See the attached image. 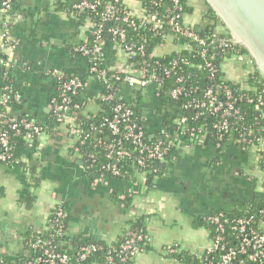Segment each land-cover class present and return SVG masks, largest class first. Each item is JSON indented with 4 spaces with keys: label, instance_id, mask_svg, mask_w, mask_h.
Returning a JSON list of instances; mask_svg holds the SVG:
<instances>
[{
    "label": "crops",
    "instance_id": "obj_1",
    "mask_svg": "<svg viewBox=\"0 0 264 264\" xmlns=\"http://www.w3.org/2000/svg\"><path fill=\"white\" fill-rule=\"evenodd\" d=\"M68 2L18 0L9 17L15 46L5 53L21 93V100L8 109L12 116L30 114L45 123L51 114L55 83L50 72L73 66L72 47L85 40L92 27L89 20L71 12ZM202 2L197 9L194 0L186 2L184 21L207 30L208 25L194 22L206 14L207 5ZM125 4L142 17L136 0H125ZM218 26L215 30L221 31L222 24ZM177 48L167 41L155 52L161 56ZM103 52L110 69L127 63L110 37ZM222 68L235 82L242 81L250 69L246 61L233 59L226 60ZM97 93V81L89 77L86 113L95 111L92 99ZM122 94L127 103L134 101V88L124 86ZM141 96L139 114L154 138L162 128L156 116L158 98L151 86L143 88ZM73 143V135L64 127L44 132L34 141L23 137L14 146L13 158L0 165V264H17L27 235L46 230L58 206L66 211L68 238L113 244L133 222H140L147 244L132 264H181L165 252L167 245H176L178 253L202 255L211 243L206 216L264 202L260 157L255 148L244 144L230 142L220 147L216 142L201 141L177 148L160 175L150 181L139 173L98 181L72 149Z\"/></svg>",
    "mask_w": 264,
    "mask_h": 264
},
{
    "label": "built area",
    "instance_id": "obj_2",
    "mask_svg": "<svg viewBox=\"0 0 264 264\" xmlns=\"http://www.w3.org/2000/svg\"><path fill=\"white\" fill-rule=\"evenodd\" d=\"M12 0H0V15L3 17V22L0 30V51H7L14 48L15 42L9 32V22L7 12L10 10ZM150 5L159 11L149 16L137 17L126 6L125 0H110L104 4H100L97 0H78L77 3L72 5L76 11L88 10L91 12L101 8L100 23L95 30V39L89 45L88 37L83 40L74 49L85 57L89 73L97 83L106 88V93L101 94L99 91L96 94L97 99L105 101H113L112 117L104 122L107 123L109 129L113 134L118 133L119 126L125 121H128L132 115L131 109L126 104L122 89L128 86L136 89H143L147 86H152L155 89V95L158 96L156 89L162 85V78H168L175 73L179 64H186L183 58H176L172 60L168 67L160 66V73H157L159 66L158 57L160 56L153 51H148L146 45L143 43L142 36L139 37L140 42L127 41L126 30L123 24L128 27L137 28L134 18L143 19L144 23L150 22L153 27L152 31L160 34L165 38L166 42L177 38L181 43V49L192 50L196 49V55L202 60V68L207 71V79H212L219 71L218 67L212 62L215 55H220L225 60L246 61L250 69L245 71L246 76H254L257 67L255 66L251 57L246 55V51L237 43L234 36L225 28L223 23L221 31L212 30L202 35L200 31L192 28L184 21V5L182 0H148ZM124 6H123V5ZM143 13V11H142ZM105 23L112 24L111 27L106 29L107 37L111 38L112 44L121 48L130 61V57L138 54L141 58L139 63L128 62L119 65L117 68H107L102 66L103 60V44L106 39H100V34L104 30ZM109 35V36H108ZM119 43H117V42ZM164 43L159 46L162 47ZM210 50L213 51L211 56H208ZM218 51V52H217ZM162 56V55H161ZM7 61L0 58V69L7 67ZM259 72V71H258ZM51 77L55 83L56 89L59 91L57 100L55 97L51 99V112L57 114V121L63 123L66 118V112L70 107L78 109L79 104L72 102V97L76 95L78 89L85 87L78 78L73 77L64 79V74L58 69H53L50 72ZM183 78L177 77L175 79V87L171 90V96L177 97L183 94V87L181 82ZM235 82V81H234ZM114 83H119L120 90L113 92L111 89ZM242 84V81H239ZM224 101H219L217 95L214 94L211 87H208L204 92L205 101H194L187 104V107L201 108L212 114H219L220 121L214 125L219 132V139L229 131L227 119L230 116L241 118L240 111L235 107L236 100L233 99L231 90L223 85ZM12 90L9 85H5L1 89L0 94V122L7 129L14 133H18L20 128L24 130L26 140H32L33 137L41 135L44 130L42 126L36 124L34 121L27 120L26 118L16 119L10 117L5 108L12 98L18 102V95H10ZM121 99L123 102H121ZM252 101V99H250ZM256 103L264 107L263 97H258ZM201 110L200 113H202ZM264 117V113H263ZM184 122V118L180 120ZM141 126L135 124L131 125L126 132V138L130 139L131 143L136 145L140 157L137 160L138 165L144 166L145 159H158L163 158L165 148L162 147V142L158 141L153 145L145 144L142 141L143 131ZM262 129H264V124ZM67 130L78 138L84 131L73 124H69ZM163 134V128L159 131L154 138L160 139ZM193 136V130L190 132ZM150 138H153L150 136ZM203 135L200 136L198 141H202ZM81 144L83 141L80 142ZM241 143L249 145L252 143L246 136L241 139ZM11 140L10 134L4 129L0 130V161H7L10 159L11 154ZM170 144V142L168 143ZM254 146V145H253ZM257 156L261 157L264 153V138L257 139ZM129 155L124 150H111L106 155L108 159L114 157H121ZM103 168L109 171L112 175L117 176L119 171L116 168L115 162H110ZM98 181H104L105 177L102 173L95 176ZM260 218L259 224H255L253 217H241L236 219H226L222 212L210 214L205 217L210 228L211 243L205 248L204 253L194 257L198 260L197 264H264V204L258 210ZM65 213L61 206H58L50 217V225L57 232H61L65 227L64 218ZM140 244V245H139ZM147 244L146 236L141 233L128 230L125 233V239L118 248V258L120 262L131 261L134 257L143 250ZM42 249V256L36 257L32 261H25L23 264H67L69 257L54 249L49 240L37 239L32 245ZM101 247L97 244L81 245L75 253L76 261H83L87 257L100 250ZM112 251H107L106 259L109 264H114L110 256ZM165 252L168 255L178 253L176 245H167ZM184 264V263H181Z\"/></svg>",
    "mask_w": 264,
    "mask_h": 264
},
{
    "label": "trees",
    "instance_id": "obj_3",
    "mask_svg": "<svg viewBox=\"0 0 264 264\" xmlns=\"http://www.w3.org/2000/svg\"><path fill=\"white\" fill-rule=\"evenodd\" d=\"M97 1H99L102 5L110 0ZM136 1L140 4L143 10V16H148V20L150 15L154 14L156 11H159L158 9L152 7L148 0ZM17 2L18 0H12L11 2L10 10L7 12L8 22ZM77 2L78 0H70V2L67 4L70 6L71 12L79 14L82 18H86L89 20V22H91L92 27L90 34L88 35L89 45H91L96 37L95 30L97 26L102 23L101 8H98L94 12L88 10L76 11L72 8V5ZM186 2L187 0H182L184 5V13L187 10ZM205 16L211 19V23L208 25L206 31L209 32L215 30L220 21L208 6ZM3 17L0 15V30L4 19ZM134 22L137 27L135 29L123 24L126 30L128 39L127 41L137 43L140 42L139 37L142 36L143 43L146 45L148 51L157 50L160 44L166 42L165 38H162L163 36L152 31L151 27L153 26L150 22L145 21L144 23L143 19L138 18H134ZM111 26L112 24L105 23L103 27L104 30L100 34V39H108L106 29ZM191 27L196 30L198 29V27L194 25ZM206 31L201 30L200 33L204 35ZM172 43H174V45H178V48L170 53L158 57L159 66H156V72L160 73V66L168 67L172 60L178 57L183 58L186 61V64H179L174 74L168 78H162L161 87L156 89V92H158V107L156 109V116L163 128V134L161 135L160 139L150 138L151 132H148L149 130L143 124V120L139 114L141 112L140 104L142 102V89H134V101L131 103H126L133 113L128 121L120 124L119 131L116 134H113L107 123L104 122L105 120L110 119L113 115V101H105L94 98L92 99V102L94 103L95 111H89L86 113L85 106L88 101L87 96L85 95V87L78 89L76 95L72 97V102L79 104L80 107L78 109L70 107L66 112L67 116L62 124L61 122L57 121V114L52 112L47 116L45 123H41L30 114L12 116L8 109L17 103L12 98L7 104L5 110L12 118H16L18 120L21 118H26L27 120L34 121L36 124L42 126L44 132L54 133L55 131L60 130V127L67 129L69 124H73L82 129L84 133L78 136V138L73 135L74 143L72 149L82 156L84 165L89 172L94 173L95 176L102 173L105 179L131 178L135 173H139L144 174L147 180L150 181L154 176L160 175L165 167V162L174 156L177 148L200 143L198 140L201 135H203L202 142H216L220 147L230 142L242 146L243 143H241V139L246 136V139H250L252 143L245 145V147L256 149L255 145H257V139L264 138V129H262L264 124V107L259 106L256 103V99L258 97H263L264 99V79L260 73L256 70L254 76H246L242 80V84L239 82L230 81L222 68L225 60L223 61V58L220 55H215L212 58V62L218 67L219 71L212 79H207V71L201 67L202 60L196 55V49H181L182 43L177 38L173 39ZM76 46L72 47L73 49L71 50V56L74 63L73 66L71 68L62 70V72L64 74V79L76 77L83 84H85L86 80L91 77V74L89 73L85 57L79 52L75 51L74 48ZM119 49L123 52L121 48ZM212 53L213 51L210 50L208 56H211ZM102 54V66L107 67L104 60V52ZM0 58L7 61V55L5 51H0ZM126 61L139 63L141 58L138 54H135L130 57V61L126 57ZM180 76L183 78V81L181 82L183 94L173 97L171 96V90L176 85L175 79ZM97 84L98 91L101 94L106 93V88H104V86L101 87L99 83ZM5 85L10 86L12 90V93L10 94L11 96L16 94L18 95L19 100H21V93L14 82L12 69L10 66L0 69V94L1 89ZM223 85H226L231 90L233 99L236 100L235 107L240 111L241 118H237L235 116L228 117L227 122L229 131H227L226 134H223L221 139H219L220 132L214 128V125L220 121L219 114H212L201 108L187 107V104H190L194 101H205L204 92L208 87L212 88L219 101H224L223 90L221 88ZM56 86L57 85H55V91L52 97H55L57 100L59 91L56 89ZM118 89L120 90L119 83H114L111 90L115 92ZM250 99H252V101H250ZM121 102H123L122 99ZM201 110L204 111L200 113ZM182 118H184V122H180ZM133 124L141 126L140 129L143 131L142 141L145 144L153 145L158 141L163 143L162 147L166 150L161 160L145 159L144 166L138 165L137 160L140 157L138 149L136 145L131 143L130 139L126 138L127 129ZM4 129L10 134L11 157L7 161H0V165L6 164L13 158L12 156L15 144L19 142V140L23 139L26 133L21 128L18 133H14L10 129H7L0 122V130ZM192 130L194 132L193 136L190 135ZM36 137L37 136L33 137L32 141L36 140ZM81 141H83L82 144L80 143ZM169 142L170 144H168ZM111 150H124L128 152L129 155L108 159L106 155L110 153ZM110 162H115L116 168L119 171L117 176L112 175L109 171L103 168V166H106ZM259 167L264 171V153H261ZM263 204L264 202L260 205L248 203L232 213L217 211L212 214L222 212L226 219L253 217L254 223L259 224L260 218L258 216V210L263 206ZM61 207L65 213V217L63 218L65 221L64 229L59 233L53 227H51L49 222L46 230L33 233L30 236L27 235L25 240V251L23 255L19 257L17 264H23L25 261H32L36 257L42 256V249L32 246L38 238L42 240H49L56 251L66 254L69 257V263L67 264H109L106 259L107 251H112L110 256L112 257L114 264L133 263L132 260L120 262L118 258V248L123 243L125 234L113 244H108L103 241H93L92 239L85 237L68 238L66 233V211L64 206ZM210 228L211 227H209V230ZM128 230L145 235V227L140 222H133L130 226V229ZM86 244H97L101 247V249L91 253L87 259L83 261H76V251L81 245ZM170 256L175 258L180 263H198V260L194 257V255L188 252H179Z\"/></svg>",
    "mask_w": 264,
    "mask_h": 264
},
{
    "label": "water",
    "instance_id": "obj_4",
    "mask_svg": "<svg viewBox=\"0 0 264 264\" xmlns=\"http://www.w3.org/2000/svg\"><path fill=\"white\" fill-rule=\"evenodd\" d=\"M204 1L252 58L264 79V0ZM197 30L205 31L206 27Z\"/></svg>",
    "mask_w": 264,
    "mask_h": 264
},
{
    "label": "rangeland",
    "instance_id": "obj_5",
    "mask_svg": "<svg viewBox=\"0 0 264 264\" xmlns=\"http://www.w3.org/2000/svg\"><path fill=\"white\" fill-rule=\"evenodd\" d=\"M195 1V3H194V5H195V8L197 9L198 7H199V5L200 6H202L203 5V2H202V0H194ZM187 3H191V0H187ZM185 17V16H184ZM194 22H198V24H200V25H209L210 23H211V19L209 18V17H206V16H204L202 19H200L199 21H194Z\"/></svg>",
    "mask_w": 264,
    "mask_h": 264
}]
</instances>
